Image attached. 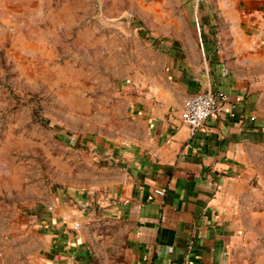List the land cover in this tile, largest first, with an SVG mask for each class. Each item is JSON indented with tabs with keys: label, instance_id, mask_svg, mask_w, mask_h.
<instances>
[{
	"label": "crops",
	"instance_id": "0c3cea01",
	"mask_svg": "<svg viewBox=\"0 0 264 264\" xmlns=\"http://www.w3.org/2000/svg\"><path fill=\"white\" fill-rule=\"evenodd\" d=\"M136 3L196 20L162 18L176 36L114 86L109 124L83 136L82 174L60 162L64 187L34 186L49 210L33 199L30 232L0 244L13 254L0 264H102L89 228L74 227L99 217L127 224L124 264H264V0ZM207 90L228 98L191 136L182 111Z\"/></svg>",
	"mask_w": 264,
	"mask_h": 264
},
{
	"label": "rangeland",
	"instance_id": "374dc122",
	"mask_svg": "<svg viewBox=\"0 0 264 264\" xmlns=\"http://www.w3.org/2000/svg\"><path fill=\"white\" fill-rule=\"evenodd\" d=\"M138 6L136 0H0V244H16L30 232L35 221L27 210L35 197L49 208L48 193L34 186L64 187L66 161L75 164L73 175L82 174L83 136L109 124L104 117L116 101L114 86L176 36L162 18L185 16L177 4H160V11ZM84 225L98 262L124 264L126 223L99 217L81 222L82 232Z\"/></svg>",
	"mask_w": 264,
	"mask_h": 264
},
{
	"label": "built area",
	"instance_id": "2783aa9c",
	"mask_svg": "<svg viewBox=\"0 0 264 264\" xmlns=\"http://www.w3.org/2000/svg\"><path fill=\"white\" fill-rule=\"evenodd\" d=\"M228 95L224 91L213 92L210 90L200 91L192 94L182 111L181 117L185 124L189 126L191 136L204 125L207 119L217 116L222 108ZM166 188L157 187L148 195L149 199H153L157 194H164ZM80 220L74 221V227L79 229Z\"/></svg>",
	"mask_w": 264,
	"mask_h": 264
}]
</instances>
